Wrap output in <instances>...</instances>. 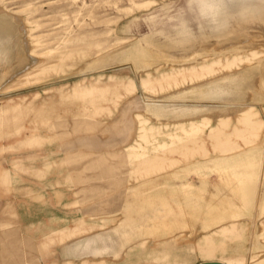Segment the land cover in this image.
<instances>
[{"label": "rangeland", "instance_id": "obj_1", "mask_svg": "<svg viewBox=\"0 0 264 264\" xmlns=\"http://www.w3.org/2000/svg\"><path fill=\"white\" fill-rule=\"evenodd\" d=\"M207 261L264 264V0H0V264Z\"/></svg>", "mask_w": 264, "mask_h": 264}, {"label": "water", "instance_id": "obj_2", "mask_svg": "<svg viewBox=\"0 0 264 264\" xmlns=\"http://www.w3.org/2000/svg\"><path fill=\"white\" fill-rule=\"evenodd\" d=\"M200 264H225L221 261H207V262H202Z\"/></svg>", "mask_w": 264, "mask_h": 264}, {"label": "bare ground", "instance_id": "obj_3", "mask_svg": "<svg viewBox=\"0 0 264 264\" xmlns=\"http://www.w3.org/2000/svg\"><path fill=\"white\" fill-rule=\"evenodd\" d=\"M97 239V238H96Z\"/></svg>", "mask_w": 264, "mask_h": 264}]
</instances>
